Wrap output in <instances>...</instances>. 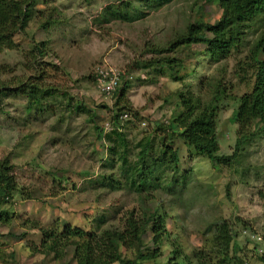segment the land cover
I'll return each mask as SVG.
<instances>
[{
	"label": "rangeland",
	"instance_id": "obj_1",
	"mask_svg": "<svg viewBox=\"0 0 264 264\" xmlns=\"http://www.w3.org/2000/svg\"><path fill=\"white\" fill-rule=\"evenodd\" d=\"M17 1L28 6V20L13 35L14 46L0 49V160L9 163L15 185L0 202V264H76L74 229L98 235L120 230L129 211L145 220L154 211L164 213L169 237L154 245L148 224L118 243L121 257L141 252L146 257L140 264H167L174 256L171 239L198 264H264V134L250 127L253 134L225 165H212L178 140L176 163L165 151L168 122L182 111L178 92L204 104L221 90L216 154H231L237 128L231 114L251 87L249 51L260 22L213 61L202 53L203 44L166 47L192 21L218 19L214 2L170 0L148 7L138 0ZM128 2L121 9L132 14L138 7L139 18L103 16L107 7L115 11ZM40 42L42 56L33 48ZM165 57L177 60L172 69ZM103 68L117 77L113 93L99 89L97 69ZM116 97L119 110L112 106ZM175 125L176 132L183 130ZM113 128L121 143L110 134ZM144 146L152 177L137 189L127 175ZM222 224L231 236L226 250L214 239ZM156 247L157 255L148 257Z\"/></svg>",
	"mask_w": 264,
	"mask_h": 264
},
{
	"label": "trees",
	"instance_id": "obj_2",
	"mask_svg": "<svg viewBox=\"0 0 264 264\" xmlns=\"http://www.w3.org/2000/svg\"><path fill=\"white\" fill-rule=\"evenodd\" d=\"M170 0H138L145 2V6H161ZM202 3L214 2L221 13L218 19L212 23H206L198 18L186 25L185 31L182 34L175 36L168 42L167 51H176L182 46H189L193 43L203 44V54L207 55L211 60L216 61L225 57L232 48H235L243 39L246 29L251 28L255 22L259 21L261 28L258 37L254 40L249 51L250 62L248 68L250 74L248 79L252 80L250 90L244 92L237 98V105L231 114L233 122L237 125L236 137L234 140L233 151L229 155H217V138L215 135V116L218 106L216 105L217 97H220L221 90H215L211 99L201 104L198 98H194L190 93L178 92V102L181 105L182 111L175 118L173 117L168 122V138L166 153L172 163L178 161V147L173 142L174 140L182 141V143L192 148L195 152L203 155L212 165L229 164L235 159L236 151L240 148L243 141L248 139L249 135L253 134L254 130L249 133V128L254 127L258 133L264 134V0H198ZM130 3H123L115 7V11L111 6L105 9L103 16L117 15L122 20H132L139 18L138 7L134 9V13L129 14L124 11L123 7L127 8ZM121 10V11H120ZM115 13V14H114ZM28 6H21L17 0H0V49L12 48L13 35L21 32L28 20ZM257 20V21H256ZM206 33L208 35H206ZM43 42L33 47L38 56L44 55ZM151 50L158 52L160 49ZM162 61L169 69L177 63V60L172 57H165ZM149 63V62H148ZM174 63V64H173ZM126 86L123 83L119 94H122ZM30 88L36 90L35 84H31ZM113 93V92H112ZM121 96V95H120ZM120 99L116 97L112 106H118ZM120 114V113H119ZM114 114L115 121L119 115ZM120 116V115H119ZM175 123H180L183 130L176 132L174 129ZM116 128L117 121L114 122ZM155 130H161L159 124L155 125ZM118 141L122 142V134L118 129H112L110 132ZM149 141V139L147 140ZM146 141V142H147ZM145 142V143H146ZM118 145V144H117ZM120 146V145H119ZM145 146L140 153V156L134 161L133 166L128 172V179L132 185H136L137 189H142L147 178L152 177V171L147 166L144 158L150 161L152 157L147 155ZM9 163L5 158L0 160V202H6L14 190V180L8 175ZM0 214H5L1 210ZM150 218L144 219L143 214L138 212L134 217L133 211L126 213L121 229H106L102 235L88 234L83 230L74 229L71 235L74 244L72 250V258L76 264H140L139 260L146 256L141 252H137L134 257L124 258L117 252L118 243L122 244L129 235L133 236L141 228L149 226L148 230L151 233V242L154 245H159L163 240L168 239V231L165 230L164 217L165 214H157L156 211L150 214ZM67 230V229H66ZM48 236V233L46 234ZM51 236V234H49ZM214 239L219 247L224 250L228 248L231 241V236L228 233L225 224H222L216 229ZM173 248L174 256L168 260L167 264H198L195 255H183L175 241L169 239ZM157 247L148 257L157 255ZM264 258V253L262 254ZM261 257V258H262Z\"/></svg>",
	"mask_w": 264,
	"mask_h": 264
},
{
	"label": "built area",
	"instance_id": "obj_3",
	"mask_svg": "<svg viewBox=\"0 0 264 264\" xmlns=\"http://www.w3.org/2000/svg\"><path fill=\"white\" fill-rule=\"evenodd\" d=\"M97 81L99 82L100 91L106 94L111 93L117 85V77L110 68L97 69ZM126 116L127 114L123 113L120 118Z\"/></svg>",
	"mask_w": 264,
	"mask_h": 264
}]
</instances>
